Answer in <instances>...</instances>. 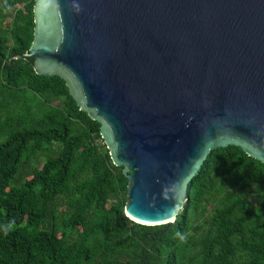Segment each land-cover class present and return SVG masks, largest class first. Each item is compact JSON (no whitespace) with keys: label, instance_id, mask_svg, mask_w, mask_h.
<instances>
[{"label":"water","instance_id":"water-1","mask_svg":"<svg viewBox=\"0 0 264 264\" xmlns=\"http://www.w3.org/2000/svg\"><path fill=\"white\" fill-rule=\"evenodd\" d=\"M25 52L100 122L124 213L173 222L207 154L264 162V0H34Z\"/></svg>","mask_w":264,"mask_h":264},{"label":"trees","instance_id":"trees-1","mask_svg":"<svg viewBox=\"0 0 264 264\" xmlns=\"http://www.w3.org/2000/svg\"><path fill=\"white\" fill-rule=\"evenodd\" d=\"M34 0H0V264H264V162L213 148L173 222L124 213L128 178L65 80L28 58Z\"/></svg>","mask_w":264,"mask_h":264}]
</instances>
